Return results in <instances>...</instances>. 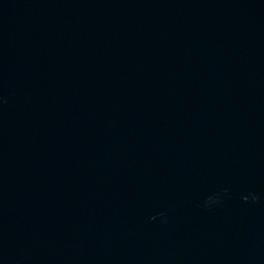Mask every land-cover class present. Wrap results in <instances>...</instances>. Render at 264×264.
<instances>
[{
  "label": "water",
  "instance_id": "obj_1",
  "mask_svg": "<svg viewBox=\"0 0 264 264\" xmlns=\"http://www.w3.org/2000/svg\"><path fill=\"white\" fill-rule=\"evenodd\" d=\"M0 264H264V0H0Z\"/></svg>",
  "mask_w": 264,
  "mask_h": 264
}]
</instances>
